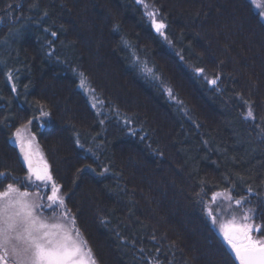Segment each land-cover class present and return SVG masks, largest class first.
<instances>
[{"label": "trees", "instance_id": "trees-1", "mask_svg": "<svg viewBox=\"0 0 264 264\" xmlns=\"http://www.w3.org/2000/svg\"><path fill=\"white\" fill-rule=\"evenodd\" d=\"M144 2L166 38L137 0H0V190L28 189L30 124L98 264H233L206 204L234 186L264 219V19L253 0Z\"/></svg>", "mask_w": 264, "mask_h": 264}, {"label": "snow or ice", "instance_id": "snow-or-ice-1", "mask_svg": "<svg viewBox=\"0 0 264 264\" xmlns=\"http://www.w3.org/2000/svg\"><path fill=\"white\" fill-rule=\"evenodd\" d=\"M147 15L155 30L163 35L165 25L155 20V12L149 11ZM260 15L264 18V12ZM142 70L156 78L146 65ZM210 83L216 84V79ZM12 90L15 91V87ZM243 118L255 120L250 105ZM27 130V126L17 129V140H21V133ZM77 146L83 148L79 140ZM21 152L28 173L22 186L40 191H21V187L15 183H8L0 190V264H96L91 250L86 249L85 241L80 238L75 217L67 208L60 186L54 181L48 166L45 164L42 170L34 168L23 144ZM9 177L10 173L0 172V183ZM11 179L15 181L17 178L12 176ZM49 188L51 194L47 195L45 190ZM234 190L233 186L225 188L223 192H214L206 205L207 215L213 227H216L219 216L231 215L228 223L219 225L218 233L225 254L230 256L233 264H264V227L251 223L255 219L256 209L246 207L251 203L249 197L240 195L237 199L233 195ZM42 192L45 194L42 195ZM248 192L255 195L251 188H248ZM233 203L236 208H233ZM46 209H51L53 216L45 217L43 212Z\"/></svg>", "mask_w": 264, "mask_h": 264}, {"label": "rangeland", "instance_id": "rangeland-1", "mask_svg": "<svg viewBox=\"0 0 264 264\" xmlns=\"http://www.w3.org/2000/svg\"><path fill=\"white\" fill-rule=\"evenodd\" d=\"M137 2H139L140 4H142L144 6V8H145V10H146L147 13L149 11L155 12V20L158 23H163L159 19V15H158L157 10L155 8H153L152 6H150V4H148V3H145L144 0L143 1L142 0H137ZM254 3L256 5L257 9L262 12L263 11V3L264 2L262 0H255ZM163 24L165 25V23H163ZM153 29L155 30L154 27H153ZM166 29H167V27L165 25V28L163 30V35H161V33L157 32L156 30H155V32L165 38L166 37V34H165ZM86 94H87V96H88V98H89L92 106L96 110L100 111V107L102 105H100V102L97 100V98L95 96H93L92 92L89 89L86 90ZM25 126H27V129L28 130L26 132H22L21 133V140H17V137H16V141H14V142L19 147L22 158H23V153L21 152V146L23 144L24 150L29 153V156H30L31 162L33 164V167L42 170L44 168V165L45 164L47 165L46 160H45V158L43 156V153H42V151L40 149V146H39V144L37 142V139L35 138L32 130H31V125L30 124H24V125H22V127L20 129H23ZM36 183L39 184L40 182H36ZM21 191H28L30 193H36L37 191H40V190L39 189H36V188H28V189H24V190L21 189ZM45 192H46L47 195H50L51 194L50 193V188L47 189V190H45ZM45 192H42L41 194L44 195ZM210 201H211V198H210V200H209V202L207 204H209ZM45 202H46V195H45ZM253 204H254V202L251 201V203L248 204V205H246V207H251V208H254L255 209V206ZM232 206H233V208H236V205L234 203H233ZM57 211H59V210H57ZM207 211H208V209H207ZM43 215L45 217H51V216H53V212H52L51 209H46V210H44ZM71 215L73 216L72 213H71ZM231 218H232L231 215H221V216H219L218 221H217V225H216V227H214V229H215V231L217 232L218 235H219V233H218L219 225L221 223H224V224L228 223L231 220ZM209 219L211 221V218L210 217H209ZM263 221H264L263 216L261 214L257 213V211H256V213H255V219H253L251 221V223H253V224H260L261 225L263 223ZM75 227L79 231L80 238L83 241H85V247H86V249H90L91 250V248L87 244V241L83 237V235H82V233L80 231V228H78V226L76 224V221H75ZM219 237L222 240V238H221L220 235H219ZM91 253H92V256L94 257L92 250H91ZM95 262H96V264H98V262L96 261V259H95Z\"/></svg>", "mask_w": 264, "mask_h": 264}]
</instances>
